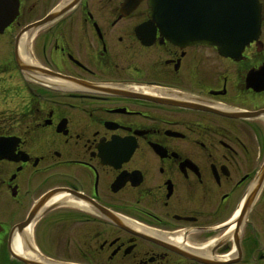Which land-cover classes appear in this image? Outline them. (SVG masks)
I'll use <instances>...</instances> for the list:
<instances>
[{"label":"flooded vegetation","instance_id":"af4514ba","mask_svg":"<svg viewBox=\"0 0 264 264\" xmlns=\"http://www.w3.org/2000/svg\"><path fill=\"white\" fill-rule=\"evenodd\" d=\"M19 1L0 34V264H27L29 218L27 253L60 264H264V114L246 116L264 112V0L236 57L168 40L148 0Z\"/></svg>","mask_w":264,"mask_h":264},{"label":"water","instance_id":"95a60500","mask_svg":"<svg viewBox=\"0 0 264 264\" xmlns=\"http://www.w3.org/2000/svg\"><path fill=\"white\" fill-rule=\"evenodd\" d=\"M149 3L153 17L164 33L175 41L216 44L225 54H233L242 51L246 43L260 33L258 0H149ZM17 11L18 0H0V33ZM47 21L48 18L29 25L23 32L34 30Z\"/></svg>","mask_w":264,"mask_h":264},{"label":"bare ground","instance_id":"6f19581e","mask_svg":"<svg viewBox=\"0 0 264 264\" xmlns=\"http://www.w3.org/2000/svg\"><path fill=\"white\" fill-rule=\"evenodd\" d=\"M29 43H30V33L27 32L21 36L19 44L25 50L27 44ZM31 231L32 228L31 226H29L26 229H24L21 233L18 232L13 239V247L15 248V250H17L19 253L23 255H28V257H34L31 256V254L27 253V250L25 248V240L30 237Z\"/></svg>","mask_w":264,"mask_h":264},{"label":"rangeland","instance_id":"374dc122","mask_svg":"<svg viewBox=\"0 0 264 264\" xmlns=\"http://www.w3.org/2000/svg\"><path fill=\"white\" fill-rule=\"evenodd\" d=\"M35 17H36V15H35ZM34 17V18H35ZM28 20H31V16H27V17H23L22 18V21H28ZM23 24H25V22H23ZM20 28H22V26H20ZM20 28H17L16 29V31H19V29ZM0 98H1V96H0ZM2 100V102L0 103V104H3L4 105V100L3 99H1ZM6 105H7V103H6ZM1 110V109H0ZM263 205V203H260L259 205H258V207H257V210L258 211H260L261 209H260V207Z\"/></svg>","mask_w":264,"mask_h":264}]
</instances>
